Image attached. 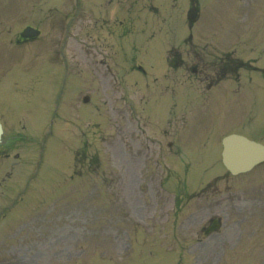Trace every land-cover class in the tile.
<instances>
[{"label":"rangeland","instance_id":"1","mask_svg":"<svg viewBox=\"0 0 264 264\" xmlns=\"http://www.w3.org/2000/svg\"><path fill=\"white\" fill-rule=\"evenodd\" d=\"M141 1L0 0V49L27 26L40 31L0 54L4 138L16 137L10 157L1 150L0 182L17 165V175L0 183V209L30 189L18 218L1 221L0 264H264V165L231 178L220 164L229 133L245 131L264 144L261 92L254 103L221 85L210 97L201 72L191 73L202 64L211 79L214 55L238 43L246 46L243 58L264 65L256 53L264 51V0L247 10L240 0H199V23L186 45L188 28L179 19L188 0H144L158 17L140 14ZM106 6L110 14L101 16ZM239 12L248 18L237 20ZM128 30L133 34L121 39ZM169 46L171 68L163 61ZM133 50L145 77L127 72ZM60 56L69 68L65 87ZM58 90L69 91L70 101L52 127L47 108ZM64 177L66 197L56 202L52 191ZM213 217L222 227L205 236Z\"/></svg>","mask_w":264,"mask_h":264},{"label":"water","instance_id":"2","mask_svg":"<svg viewBox=\"0 0 264 264\" xmlns=\"http://www.w3.org/2000/svg\"><path fill=\"white\" fill-rule=\"evenodd\" d=\"M31 35L34 34L31 33ZM1 133L0 128V135ZM223 147V162L233 174L249 170L256 163L264 160V149L242 137L230 136L226 138L223 141Z\"/></svg>","mask_w":264,"mask_h":264}]
</instances>
